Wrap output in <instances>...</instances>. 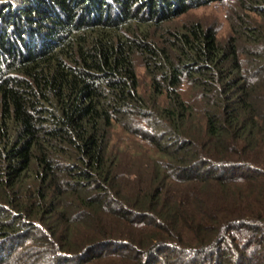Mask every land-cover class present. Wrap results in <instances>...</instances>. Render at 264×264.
Segmentation results:
<instances>
[{
	"label": "trees",
	"instance_id": "1",
	"mask_svg": "<svg viewBox=\"0 0 264 264\" xmlns=\"http://www.w3.org/2000/svg\"><path fill=\"white\" fill-rule=\"evenodd\" d=\"M219 1L226 40L177 23ZM31 253L264 264V0H0V264Z\"/></svg>",
	"mask_w": 264,
	"mask_h": 264
},
{
	"label": "rangeland",
	"instance_id": "2",
	"mask_svg": "<svg viewBox=\"0 0 264 264\" xmlns=\"http://www.w3.org/2000/svg\"><path fill=\"white\" fill-rule=\"evenodd\" d=\"M226 16L227 6L225 5V3L219 1L190 10L186 15L178 19L177 23L183 24L189 21H198L204 24L206 27L213 26L217 30L219 39L221 41H224L228 38L230 33L229 23L226 19ZM137 74L140 81L141 93L149 95V93H151L150 80L147 77L145 69L140 65H138L137 67ZM114 139L120 151H125L131 155H138V157L142 158L141 156L143 155V151L139 150L138 148L140 146H147L144 141H141L139 138H130L127 135L123 134L121 130L116 131ZM38 258H41L42 261L38 262ZM29 259L32 261H37L38 264H42L48 258L47 256H39L35 253H31ZM224 263H226L225 260Z\"/></svg>",
	"mask_w": 264,
	"mask_h": 264
}]
</instances>
